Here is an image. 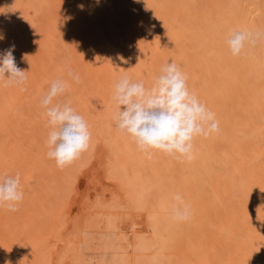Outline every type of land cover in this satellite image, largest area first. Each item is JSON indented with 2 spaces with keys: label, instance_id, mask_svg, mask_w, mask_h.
Here are the masks:
<instances>
[{
  "label": "bare ground",
  "instance_id": "1",
  "mask_svg": "<svg viewBox=\"0 0 264 264\" xmlns=\"http://www.w3.org/2000/svg\"><path fill=\"white\" fill-rule=\"evenodd\" d=\"M240 30L255 43L233 56ZM0 34V61L14 45L27 71L0 81V175L24 192L0 208V264H264V0H0ZM168 61L219 122L190 160L139 150L113 119L116 81L151 86ZM56 79L91 132L62 169L40 103Z\"/></svg>",
  "mask_w": 264,
  "mask_h": 264
},
{
  "label": "clouds",
  "instance_id": "2",
  "mask_svg": "<svg viewBox=\"0 0 264 264\" xmlns=\"http://www.w3.org/2000/svg\"><path fill=\"white\" fill-rule=\"evenodd\" d=\"M79 7L82 9L83 5ZM2 39L4 36L0 34ZM253 43V34L244 30L232 32L226 39L233 56H239L247 44ZM14 48L12 45L5 50L0 61V81L5 84H22L27 80V71L17 67ZM24 58L27 59V55ZM68 75L79 82V77L71 71ZM187 80V75L175 61H168L161 67L151 86H146L144 81H134L127 75L121 76L114 84L113 93L116 107L113 119L117 129L130 136L143 152H162L192 159L195 139L218 132L219 122L215 113L190 90ZM69 87L67 80L56 79L40 101L45 109L48 128L45 141L47 157L61 169L86 152L91 142L85 118L70 100L58 99ZM23 199L19 173L15 176L0 175V208L14 212ZM174 199L178 202L173 207L174 215L178 219H186L187 205L179 206L183 203L179 194ZM5 264H10V261L6 260Z\"/></svg>",
  "mask_w": 264,
  "mask_h": 264
}]
</instances>
